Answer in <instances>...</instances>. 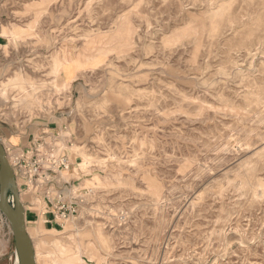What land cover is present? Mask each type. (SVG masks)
Returning <instances> with one entry per match:
<instances>
[{
    "label": "rangeland",
    "instance_id": "1",
    "mask_svg": "<svg viewBox=\"0 0 264 264\" xmlns=\"http://www.w3.org/2000/svg\"><path fill=\"white\" fill-rule=\"evenodd\" d=\"M1 129L61 131L84 200L40 264H264V0H0Z\"/></svg>",
    "mask_w": 264,
    "mask_h": 264
},
{
    "label": "built area",
    "instance_id": "2",
    "mask_svg": "<svg viewBox=\"0 0 264 264\" xmlns=\"http://www.w3.org/2000/svg\"><path fill=\"white\" fill-rule=\"evenodd\" d=\"M65 138H71L68 124L63 125ZM61 131L36 132L25 147L5 146L7 157L17 154L9 162L13 168L20 196L27 193L41 200L42 214H52L53 220L63 222L79 212L84 202L80 190L74 189L70 181L62 182V170L70 169L71 161L61 146ZM23 202V200H22ZM0 225L4 235L12 233L7 217L0 211ZM0 229V231L2 230Z\"/></svg>",
    "mask_w": 264,
    "mask_h": 264
},
{
    "label": "water",
    "instance_id": "3",
    "mask_svg": "<svg viewBox=\"0 0 264 264\" xmlns=\"http://www.w3.org/2000/svg\"><path fill=\"white\" fill-rule=\"evenodd\" d=\"M0 211L10 222L15 243V264H37L36 252L26 222V209L22 202L13 168L0 141Z\"/></svg>",
    "mask_w": 264,
    "mask_h": 264
},
{
    "label": "crops",
    "instance_id": "4",
    "mask_svg": "<svg viewBox=\"0 0 264 264\" xmlns=\"http://www.w3.org/2000/svg\"><path fill=\"white\" fill-rule=\"evenodd\" d=\"M80 72H77L79 74ZM68 129L70 132V135L74 136L76 133L73 131L74 126L73 124H68ZM37 131H29L25 134H17L15 131L12 130H4L1 129L0 133V141L6 145V143L3 141L4 139L7 141V143L11 146L15 147H25L28 145V143L31 140V137L34 133ZM12 140H15L13 143ZM23 200V203L25 205L26 209V222H27V228L28 232L31 237L34 235H37L41 233L43 230L53 229L57 226H61L59 224V221L53 220L52 214H40L36 204H34L31 200ZM57 242L49 243V241L42 240V246L45 248V257L44 262L49 264H63L61 263L60 259L58 258L57 252ZM36 260L37 264H40V257L38 252L36 251Z\"/></svg>",
    "mask_w": 264,
    "mask_h": 264
},
{
    "label": "bare ground",
    "instance_id": "5",
    "mask_svg": "<svg viewBox=\"0 0 264 264\" xmlns=\"http://www.w3.org/2000/svg\"><path fill=\"white\" fill-rule=\"evenodd\" d=\"M71 56V55H70ZM67 59V58H66ZM78 63V62H77ZM79 65V64H78ZM57 66V65H56ZM60 66V65H59ZM55 67V66H54ZM17 154H12V155H9V159L11 160V162L13 161L14 157L16 156ZM36 252V251H35ZM16 263V262H15ZM36 263H37V260H36Z\"/></svg>",
    "mask_w": 264,
    "mask_h": 264
}]
</instances>
